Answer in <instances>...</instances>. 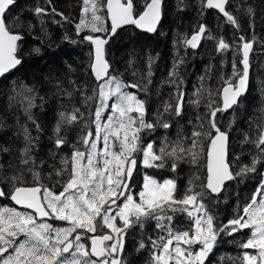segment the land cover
I'll list each match as a JSON object with an SVG mask.
<instances>
[{"label": "trees", "instance_id": "16d2710c", "mask_svg": "<svg viewBox=\"0 0 264 264\" xmlns=\"http://www.w3.org/2000/svg\"><path fill=\"white\" fill-rule=\"evenodd\" d=\"M136 1L135 16L148 0ZM162 1L161 23L149 37L132 24L110 36V29L95 14L104 0H15L4 14L8 31L20 35L16 49L21 63L0 79V182L5 168L10 181L19 183L22 156L26 155L28 171L33 164L46 173L57 167L60 176L66 170L72 173L66 185L80 190L72 206L64 205L68 211L59 209L58 217L67 224L57 225L49 236L51 228L43 225L40 245L32 236L27 252L33 254L27 255L28 260L51 264V255L45 254L46 238L56 240L60 248L87 229L83 200L78 198L87 194V187L94 207L109 195L107 181L114 162L93 152L82 158L76 142L87 137L98 140L100 131L104 139L117 138L116 108L126 99L123 81H116L121 76L139 84L140 93L150 96L144 99L157 109L150 116L154 127L149 131L154 139V164L175 182L172 201L140 215L137 264L154 263V256L170 238L171 224L176 233L184 231L185 222L192 224V216L179 202L195 185L205 193V155L214 126L229 134L232 179L219 196H212L221 215L218 227L220 218V225L229 224L202 264H244L245 243L252 233L234 222L240 218L251 222V212L264 207V0H229L224 14L207 9L205 0ZM201 24L205 25L203 40L193 51L186 40ZM92 37L105 40L110 72L103 81L90 72L92 47L86 39ZM244 41L253 44L248 92L231 111L224 112L220 90L225 84H235L242 74L240 46ZM108 82L115 83L117 90L107 88ZM110 101L111 109L105 110ZM176 106H181V114L165 111ZM56 142H61L59 149ZM64 147L69 149L67 154L61 151ZM180 147H186L184 152ZM199 155L201 174L190 160L197 161ZM80 165L89 167V176L75 175ZM15 216L18 212L11 210V219ZM18 233L19 227L11 224V234ZM132 240L133 230L128 227L123 249L128 264H132ZM83 260L86 256L63 255L59 250L57 264H86Z\"/></svg>", "mask_w": 264, "mask_h": 264}, {"label": "flooded vegetation", "instance_id": "af4514ba", "mask_svg": "<svg viewBox=\"0 0 264 264\" xmlns=\"http://www.w3.org/2000/svg\"><path fill=\"white\" fill-rule=\"evenodd\" d=\"M122 1L123 3H125V0ZM147 2H145L142 7H139V12L136 16L132 12V17L134 19L142 13ZM132 3L134 11V8L137 5L138 1L132 0ZM101 4V11L104 17L103 24L105 26V29H110V24L107 20V14L105 12V0L103 3L101 2ZM234 7L235 3H232V12H234ZM133 27L136 31H138L134 25ZM147 35L149 37L152 34ZM87 41L90 42L89 40ZM102 41L104 42V40ZM117 80L123 81V85L126 91L125 93L130 94L131 97H135L133 98L134 106L124 105L123 99L118 102L119 107L116 108L117 121L119 122L117 138L114 140L104 139L105 137L103 136H105V134L103 133V131H100L98 140L94 141L89 138H84L76 142V144L79 145L78 153L82 154L81 157L84 159H86V157H88L90 153L93 152L98 157L103 156L106 158H110L112 162H115L117 160L116 158H118L119 160L123 159L124 162L121 176L119 177L117 183V189L115 187L110 189L109 195L99 206L94 207L91 204L88 187L86 195L78 196L79 199L83 200V207L85 209L84 217L87 219L88 226L87 229H84L80 232L77 238L72 239L74 248L78 249L79 247H82L84 250L71 252H74L78 257L86 256V260L82 261L86 264H111V262L119 256L118 250L121 240L124 241V249L125 231L128 229V227H131L133 230L132 264H137L139 259L137 249V227L140 216L137 209L131 208L129 212L128 209H123L122 205L124 196H128L129 194H131L132 199L137 202V194L141 185V180L139 178L142 177V174H140V171L142 170V165L140 164V162L143 158L142 153L146 146H148L153 153L154 139L149 137V131L154 127V123L150 121V116H152V113L157 109L155 107H151V104L149 105L148 101L144 99H148L150 96L145 93H140L139 90L141 86L139 84L129 83L121 76L117 77L116 81ZM245 96H243L242 98H244ZM242 98L238 101V103L242 100ZM111 105L112 104L110 101L108 103V107L105 110L109 108L111 109ZM165 111H171L173 113L181 114L182 109L181 106H176L173 108L166 107ZM104 120L105 119L103 118L102 121ZM91 144L95 145L91 146ZM60 146L61 142L55 143V147L58 148ZM61 151L67 154L69 149L67 147H64ZM25 157L26 155L22 156V172L19 173L21 176L19 183L15 184L10 181V171L6 170L5 168L2 174V182H0V264H42V259H38L36 261L27 259L28 254H33L32 252H27V248L30 246L32 236H36V238L38 239V244L40 245V240L42 238L41 228L43 227V225H48L51 228V233L48 234L49 236L52 234L53 229L56 228L57 225L67 224L68 221L66 219H60L58 217L59 209L62 208L63 210L68 211V208L64 205L72 206L75 200V192H80L79 189L74 190L72 187L68 188V186L66 185L69 179L72 178V173L64 170L61 172L60 176L57 167L53 171L46 173V171L41 170V166L39 167V169H37L39 164H33L32 166H34V168L28 171V164L26 163V160H24ZM132 159L137 160L136 171L133 177L130 179V182L124 194L121 196L122 187L126 181V167L129 161ZM179 165L182 166L180 160ZM88 171V166L80 165L78 169L75 167V175L79 177L89 176ZM145 175L150 176L147 171H145ZM86 179H88V177ZM262 184L264 185V174L262 176ZM18 186L37 187L39 189L38 194L40 197V201L45 211L47 212V219H38L34 212L23 207H16L12 203L10 199L11 195L14 189ZM59 202H61L63 205L60 206ZM91 206L93 211L92 215L90 214ZM11 210L18 212V216H15V218L11 219ZM111 223H113L114 229L107 228V225ZM11 224L19 227L18 234H11ZM90 226L93 227L90 228ZM106 233L110 234L111 239L104 245L105 254L101 259H95L89 253L91 239L94 236H100ZM45 247L46 256L50 254L52 257L51 264H57L58 253L59 250L61 251L62 246L59 248L56 240H54L53 238H46ZM123 249L119 257V264H128L129 262L127 261L126 257L123 256ZM37 253L40 254L41 252Z\"/></svg>", "mask_w": 264, "mask_h": 264}, {"label": "water", "instance_id": "95a60500", "mask_svg": "<svg viewBox=\"0 0 264 264\" xmlns=\"http://www.w3.org/2000/svg\"><path fill=\"white\" fill-rule=\"evenodd\" d=\"M15 0H0V79L13 71L20 63L21 59L17 56V43L20 35L15 32H9L6 28L3 16L7 10L14 4ZM229 0H205L206 8L219 14L225 13V7ZM162 0H148L142 13L135 19L132 17V0H105V12L110 24V36L116 31L132 23L139 32L154 34L162 20ZM205 32V25L201 24L199 29L191 33L186 44L189 49L196 51L200 47ZM92 44V64L90 72L94 79L99 81L108 77L110 65L105 58L104 44L98 37L87 39ZM253 51V44L250 41H244L240 46V65L242 74L237 78L235 84H225L220 90L221 105L224 112H229L238 103V101L247 94L250 79V56ZM217 110L212 112L215 115ZM215 133L210 138L205 155V183L204 187L211 196H219L226 184L232 179V171L228 162L229 152V134L219 130L214 126ZM137 166V160L129 161L125 171L126 181L122 187L124 194L130 179L133 177ZM37 187L18 186L11 195V201L16 207H23L34 212L38 219H47L45 211L38 194ZM1 193V190H0ZM111 236L109 233L92 237L89 253L95 259H101L105 254L104 245L109 242ZM124 241L121 240L118 250V257L111 264H119V257L123 249ZM73 248L72 240L66 241L61 248L63 254H68Z\"/></svg>", "mask_w": 264, "mask_h": 264}, {"label": "rangeland", "instance_id": "374dc122", "mask_svg": "<svg viewBox=\"0 0 264 264\" xmlns=\"http://www.w3.org/2000/svg\"><path fill=\"white\" fill-rule=\"evenodd\" d=\"M97 6L95 13L100 21L104 23V17L101 11L102 4L98 3ZM106 87L112 91L117 90L116 84L112 82H108ZM123 96L126 97L124 105L134 106L133 98L135 97H131L130 94L126 93L123 94ZM167 140V146H169L171 141L169 139ZM199 143L200 140L197 141V144ZM179 149L181 152H184L186 147H180ZM142 155L143 158L140 162L142 165V170L140 171L142 177L139 178L141 180V185L137 194V202L134 201L131 194H129L128 196H124L122 205V208L128 209L129 212L131 208L137 209L139 216L172 201L173 190L175 188V182L171 177H168V173L163 174L156 170V165L154 164L156 157L148 146L144 148ZM183 157L184 155H181V159ZM116 159L117 160L113 163V174L107 181L108 188L106 192H109L113 187L117 189V183L121 176L124 162L123 159ZM149 159L151 160L149 161ZM190 160L192 166H197L201 174V155L197 157V161H195L193 157H191ZM145 171H147L150 176L145 175ZM151 172L157 173L153 175ZM68 188L71 187L69 186ZM197 188L198 185H195L189 196L184 197L182 201L179 202L186 206V213L192 216V224L191 222H185L183 226L184 231L181 233H176L174 225H170L171 228L168 231L170 238L164 247L154 256L153 264H202L209 251H211L212 247L216 244V240L221 231L229 224L220 225V218L218 227L216 223L217 217L221 215L218 214L219 205L217 201L214 200L206 189H204V193L201 189ZM258 191L259 189L254 193L253 200ZM263 210V206L253 210V212H251V222H243L241 218L234 222L239 228H250V232L252 233V237L245 243L248 249L243 253L244 264H264V214L261 213ZM92 227L93 226H90V228ZM107 228L114 229L113 223L108 224ZM195 245H198V247L195 248L196 250H194Z\"/></svg>", "mask_w": 264, "mask_h": 264}]
</instances>
